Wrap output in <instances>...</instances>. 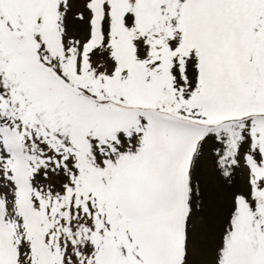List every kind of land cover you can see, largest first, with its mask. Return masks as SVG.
Returning a JSON list of instances; mask_svg holds the SVG:
<instances>
[{
	"label": "snow or ice",
	"instance_id": "6c2138e0",
	"mask_svg": "<svg viewBox=\"0 0 264 264\" xmlns=\"http://www.w3.org/2000/svg\"><path fill=\"white\" fill-rule=\"evenodd\" d=\"M209 165L264 264V0H0V264H193Z\"/></svg>",
	"mask_w": 264,
	"mask_h": 264
},
{
	"label": "rangeland",
	"instance_id": "374dc122",
	"mask_svg": "<svg viewBox=\"0 0 264 264\" xmlns=\"http://www.w3.org/2000/svg\"><path fill=\"white\" fill-rule=\"evenodd\" d=\"M201 180L205 208L200 217L193 221V234L197 241L193 250V264H210L211 252L214 247V234L219 228L227 193L215 177L210 165L205 166L202 170Z\"/></svg>",
	"mask_w": 264,
	"mask_h": 264
}]
</instances>
